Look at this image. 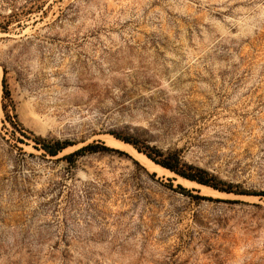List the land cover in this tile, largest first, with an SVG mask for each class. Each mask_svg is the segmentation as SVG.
Listing matches in <instances>:
<instances>
[{
	"label": "rangeland",
	"instance_id": "374dc122",
	"mask_svg": "<svg viewBox=\"0 0 264 264\" xmlns=\"http://www.w3.org/2000/svg\"><path fill=\"white\" fill-rule=\"evenodd\" d=\"M0 264H264V0H0Z\"/></svg>",
	"mask_w": 264,
	"mask_h": 264
},
{
	"label": "trees",
	"instance_id": "16d2710c",
	"mask_svg": "<svg viewBox=\"0 0 264 264\" xmlns=\"http://www.w3.org/2000/svg\"><path fill=\"white\" fill-rule=\"evenodd\" d=\"M10 92L7 90V94ZM115 136L125 140L126 142L132 143L139 151L144 152L149 159L153 160L155 163L160 164L170 171L175 172L176 174L189 179L191 181H195L197 183L211 186L215 189H219L222 191L231 192L233 191L231 188H225L220 186L218 177L213 173L209 172L207 169L195 165L193 163H188L183 160L180 152L178 150H169L167 152L157 148L156 146L147 145L143 147L138 140L122 136L120 134L115 133ZM69 143L62 142L57 140L52 146L48 147V152L56 155L60 150H63ZM99 147L103 149H108L106 145L101 144H88L83 146L82 148L78 149L75 152H72L67 156V159L73 158L75 155L81 154L86 152L87 150L96 152L99 150ZM182 188V185L180 184ZM184 189V188H183Z\"/></svg>",
	"mask_w": 264,
	"mask_h": 264
},
{
	"label": "bare ground",
	"instance_id": "6f19581e",
	"mask_svg": "<svg viewBox=\"0 0 264 264\" xmlns=\"http://www.w3.org/2000/svg\"><path fill=\"white\" fill-rule=\"evenodd\" d=\"M106 136V135H105ZM104 136V137H105ZM109 136V134L107 135ZM107 138V137H106ZM105 139V138H104ZM107 140V139H106ZM108 142L111 144V145H114L116 146L117 148H122V149H127L130 151V153L132 152L134 155H137L140 159H142L144 161L145 164L148 165V167L151 169V170H157L159 171V173L162 171V170H166L168 171L169 169L160 165V164H157L155 162H153L151 159L147 158V156L141 152H138L131 144L121 140V139H118L116 137H113V135H111V137L109 136V139H108ZM109 145V144H108ZM113 146V147H114ZM169 172V171H168ZM172 172V171H171ZM162 173V172H161ZM164 173V172H163ZM162 173V174H163ZM172 174V173H170ZM180 177V175H179ZM180 179H182L185 183V185L187 186H192L193 187H197L199 189V191H201V193H207V194H214V195H217L218 196V191H216L215 189H212L210 188L209 186L207 185H203V184H200V183H197L195 181H191L189 179H186L184 177H181ZM179 181V180H178ZM181 182V181H180ZM218 193V194H217ZM224 193V192H222ZM221 194V193H220ZM227 195V193L225 194ZM233 195V194H232ZM235 195V194H234ZM220 196V195H219ZM231 196V195H229ZM236 196V195H235ZM241 196V195H240ZM226 197V196H224ZM237 197V196H236ZM242 197V196H241ZM248 197V196H246ZM250 197V196H249Z\"/></svg>",
	"mask_w": 264,
	"mask_h": 264
}]
</instances>
